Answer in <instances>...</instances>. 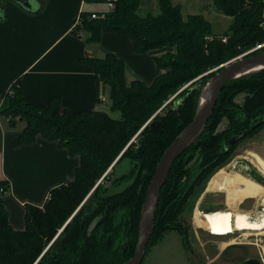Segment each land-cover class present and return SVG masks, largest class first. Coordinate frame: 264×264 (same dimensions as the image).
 Wrapping results in <instances>:
<instances>
[{
    "label": "trees",
    "instance_id": "obj_1",
    "mask_svg": "<svg viewBox=\"0 0 264 264\" xmlns=\"http://www.w3.org/2000/svg\"><path fill=\"white\" fill-rule=\"evenodd\" d=\"M141 1L117 0L104 18H92L95 11H82L71 31L76 36L87 32L91 42H100L106 32H116L132 40L135 53L154 54L161 72L150 83L139 77L128 81L127 64L114 52L79 60L94 70L97 100L101 88L108 89L110 109L119 112L118 118L103 110L65 109L59 98H52L47 106L28 103L19 82L9 91H0V115L12 127L18 120L25 124L17 145L32 144L41 135L80 159L73 179L53 188L42 207L26 204L23 230L10 224L4 197L11 185L0 180V264H123L133 257L145 195L156 167L194 120L209 82L207 75L215 71L183 86L264 41L263 0H214L218 11L232 17L220 35L204 15L185 19L182 5L172 0H158L161 12L144 15L139 10ZM165 48L169 51L163 53ZM242 92L250 98L244 104L238 97ZM240 110L245 114L242 121L237 116ZM259 114L264 116V69L226 83L202 135L174 162L161 190L146 256L167 230H176L189 248V231L183 229L181 215L184 208L195 190L203 188L204 180L231 158L237 145L226 149L225 141L248 130ZM223 117L231 123L225 136L216 132ZM125 159L132 166L117 177L115 168ZM195 165L200 174L193 179ZM127 180L123 188H115Z\"/></svg>",
    "mask_w": 264,
    "mask_h": 264
},
{
    "label": "crops",
    "instance_id": "obj_2",
    "mask_svg": "<svg viewBox=\"0 0 264 264\" xmlns=\"http://www.w3.org/2000/svg\"><path fill=\"white\" fill-rule=\"evenodd\" d=\"M105 1L38 0V11L29 12L1 0L0 91H9L19 82L28 103L47 106L52 98H59L62 107L71 111L110 108L105 104L106 90L101 88L97 100L93 68L79 62L108 52L125 60L129 76L152 82L161 72L154 54L135 53L129 37L106 32L100 42H91L87 32L71 33L82 11H105ZM139 10L161 12L158 0H142ZM20 133L18 126H10L0 115V180L10 182L4 202L10 224L17 230L26 226V204L42 207L53 188L73 179L80 164L79 156H71L67 148L41 135L32 144L17 145ZM231 207L240 211L236 204Z\"/></svg>",
    "mask_w": 264,
    "mask_h": 264
},
{
    "label": "rangeland",
    "instance_id": "obj_3",
    "mask_svg": "<svg viewBox=\"0 0 264 264\" xmlns=\"http://www.w3.org/2000/svg\"><path fill=\"white\" fill-rule=\"evenodd\" d=\"M8 1L18 4L14 0ZM172 2L175 4L182 5L183 17L185 19H187L189 15L193 14L204 15L212 23L213 30L217 35L224 33L228 29L229 24L232 22V17L216 9L214 5V0H172ZM39 8L40 4L36 6L34 3L33 11H30L26 8L24 9L29 12H37ZM150 12L157 14V12H155L154 10ZM140 13L144 15L143 10H140ZM256 49H258L259 51H263L264 41L242 50L236 56L227 60L223 64ZM167 50L168 48H165L163 53H165ZM219 66L220 65H218L217 67H213L207 72H205L203 75L195 77L193 80L187 82L183 86V88L188 87L193 82H198L199 79L202 78V76L207 75L206 73L218 68ZM217 70L214 72L213 76H211L212 73L207 75L209 78V82L217 74ZM128 77V81L134 78L129 76V74ZM108 94V89H106L107 97ZM246 96V92H242L238 95L240 99V104H244L247 99H250L249 96ZM107 103L110 104L108 100L105 104ZM101 110L110 113L115 118L119 117V112L111 111L108 106L102 108ZM237 116L240 121L245 118V114L242 113V110L238 112ZM262 117L264 116H262V114H259L257 116H254L252 121H256L257 123L258 121L264 119ZM229 124L231 125L229 119L227 117H223L222 120L216 126V132L220 134L222 133L224 134V136L227 135L229 133ZM24 125V123L18 120L17 126L21 129V131L24 128ZM198 156L201 157L200 153ZM131 166L132 162L130 159H125L121 164H118L115 168L117 177L126 174L130 170ZM197 167L198 166H196V170L192 175L193 179L197 177L200 171ZM259 168L264 170V125H262L258 130H256L250 137H247L241 142H239V144L233 151L231 158L221 169H224L226 174H231L235 177H242L243 175L246 177L248 176L256 182L264 184V181H260L261 179L264 180V175L262 174ZM221 169L211 175L209 179L206 178L204 180L203 188H198L195 190V192L190 197L186 207L184 208L183 213L181 214L183 221H185L183 229L188 228L189 231V248L184 247L182 236L176 230H167L163 234V237L161 238L160 242H158L147 254L142 264H239L241 261L250 256L264 257V230L253 231L255 232V234L253 235L247 233V231H238L243 233V235H238L237 237H234L229 236L228 234H212V232H210L206 228V226H199L197 223L198 217H200L199 212H204L202 210V207L200 206L201 201H206V203L208 204H217V202L227 201L226 193L216 188H211V181L214 179L215 174L221 171ZM198 179L200 180V177ZM128 181L129 180L123 181V183H119L117 186H115V188H123L128 183ZM259 199V201H262L261 198ZM247 240H250L255 243L258 242L260 246L251 243H248V245L244 244V242ZM237 243L239 244L237 245ZM242 245L247 246V248H242Z\"/></svg>",
    "mask_w": 264,
    "mask_h": 264
},
{
    "label": "water",
    "instance_id": "obj_4",
    "mask_svg": "<svg viewBox=\"0 0 264 264\" xmlns=\"http://www.w3.org/2000/svg\"><path fill=\"white\" fill-rule=\"evenodd\" d=\"M18 4L23 6L24 8L33 11V5L38 3V0H14ZM2 18V16L0 17ZM259 49V48H258ZM256 49V50H258ZM256 50H253L243 56L236 57L227 63L220 65L218 68L213 69L210 72L216 71L217 74L214 78L203 88L199 106L197 110V114L194 120L176 137V139L172 142V144L166 149L161 160L159 161L156 171L151 179L150 185L148 187L147 193L145 195L143 208L140 215V223H139V236L138 242L136 246L135 253L133 257L123 264H142L144 258L146 256V248L147 245L153 235L156 214L158 211L160 195L162 187L165 183V180L173 167L176 159L197 139L202 135L211 115L215 108V105L218 101L220 93L223 87L226 85L228 81L231 79L248 75L257 71L264 69V50L258 53H254ZM262 65L261 69L256 71L240 75L237 77H233L232 75L236 72L242 71L249 67ZM208 72V73H210ZM206 73V74H208ZM207 87H210V90L206 97V103L202 107L201 102L203 98V93ZM264 123V119L255 123L248 130L241 132L229 140L225 141L226 149H229L234 146V144L243 138L248 132L255 130L260 127ZM196 135V138L193 139ZM193 139V140H192ZM192 140V141H191ZM108 169H112L113 165ZM79 209V208H78ZM211 212V211H210ZM73 217V216H72ZM71 217V218H72ZM71 218L69 220H71ZM68 220V222H69ZM67 224V223H66ZM239 264H263L261 258L253 256L249 257L246 260L240 262Z\"/></svg>",
    "mask_w": 264,
    "mask_h": 264
},
{
    "label": "bare ground",
    "instance_id": "obj_5",
    "mask_svg": "<svg viewBox=\"0 0 264 264\" xmlns=\"http://www.w3.org/2000/svg\"><path fill=\"white\" fill-rule=\"evenodd\" d=\"M261 67L262 65L249 67L234 73L232 76L237 77L244 75L261 69ZM209 90L210 87H207L203 93L201 102L202 107L206 103V97ZM195 138L196 135L193 139ZM224 169H221V171L215 174L214 179L211 181V188H216L226 193V203L229 206H235V204L237 205V203L244 199L261 198L264 203V184L258 183L248 176L246 177L243 175L244 177H235L231 174H226ZM259 169L264 175V170L261 168ZM233 211L230 209H222L207 213L199 212L200 217H198L197 223L199 226H206V228L212 232V234L216 233V235H232V233H235L236 231L250 232L264 230V215L260 217V219H250L249 215L247 214L249 212H240L241 210L238 212Z\"/></svg>",
    "mask_w": 264,
    "mask_h": 264
},
{
    "label": "flooded vegetation",
    "instance_id": "obj_6",
    "mask_svg": "<svg viewBox=\"0 0 264 264\" xmlns=\"http://www.w3.org/2000/svg\"><path fill=\"white\" fill-rule=\"evenodd\" d=\"M1 7V6H0ZM249 133V132H248ZM247 133V134H248ZM246 134V135H247ZM250 137V136H249ZM242 140H244L243 138H241ZM240 139V140H241ZM239 140V141H240ZM239 141H237L234 145H238L239 143ZM200 174V171H199V173H198V175ZM197 175V176H198ZM90 194H91V192H90ZM89 194V195H90ZM89 195H88V197H89ZM87 197V198H88ZM86 198V199H87ZM259 200L260 199H244V200H241L237 205H236V207H234V208H236V209H239V210H241V211H243V212H245V213H247V212H249V213H247L248 215H249V217H250V219H260V217L261 216H263V214H264V203H263V201H260L259 202ZM245 201V202H244ZM200 206L202 207V210L204 211V213H207V212H210V211H214V210H222V209H231L232 207L231 206H229L227 203H226V201H223V202H217V204H208V203H206V201H201V203H200ZM199 206V207H200ZM240 233V234H239ZM247 233H249V234H251V235H253V234H255V232H253V231H247ZM240 236V235H243V233H241V232H238V231H236L235 233H233L232 235H229V236H234V237H237V236ZM240 243V242H239ZM239 243H237V245L239 244ZM248 243L250 244H254V245H258V246H260V244L258 243V242H252V241H245L244 242V244H246V245H248ZM242 248L244 247V248H247V246H245V245H242L241 246ZM251 257V256H250ZM253 257V256H252ZM257 257V256H256ZM247 258H249V257H247ZM246 258V259H247ZM259 258H261L262 259V257H259ZM246 259H244V260H246ZM243 260V261H244ZM262 261H263V259H262ZM242 262V261H241ZM263 264H264V261H263Z\"/></svg>",
    "mask_w": 264,
    "mask_h": 264
},
{
    "label": "built area",
    "instance_id": "obj_7",
    "mask_svg": "<svg viewBox=\"0 0 264 264\" xmlns=\"http://www.w3.org/2000/svg\"><path fill=\"white\" fill-rule=\"evenodd\" d=\"M116 1L117 0H106L105 3L107 5V8L108 10H113L115 7H116ZM264 1V0H263ZM106 11H100V12H93L92 13V18H104L106 16ZM260 25L264 28V11H263V15H262V18H261V22H260ZM223 41H226V37H223L222 38ZM103 101L105 100V98L103 97L102 98ZM50 197V194L48 196V198ZM264 209V208H263ZM264 215V214H263ZM262 217V216H261ZM264 247V246H263ZM262 259L264 261V257L262 256Z\"/></svg>",
    "mask_w": 264,
    "mask_h": 264
}]
</instances>
